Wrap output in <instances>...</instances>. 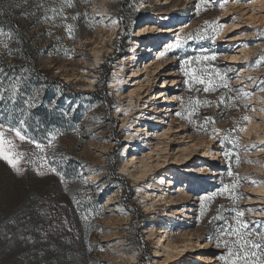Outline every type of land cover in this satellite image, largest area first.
I'll return each instance as SVG.
<instances>
[{
  "label": "rangeland",
  "instance_id": "374dc122",
  "mask_svg": "<svg viewBox=\"0 0 264 264\" xmlns=\"http://www.w3.org/2000/svg\"><path fill=\"white\" fill-rule=\"evenodd\" d=\"M121 1L74 0L75 6L65 7L64 15L79 13L78 20L57 17L47 22L41 19L44 9L60 8L55 0H43V9L37 8L40 0L16 2L13 14L24 27L40 68L73 92H100L101 81L107 78V95H102L103 102L82 93L57 102L61 109L71 110L73 125L57 136L55 152L58 158H72L77 175L62 184L56 175L38 176L32 166L24 165L25 174L17 176L0 160V208L17 203L25 186L57 183L71 195L88 187L93 196L101 197L102 212L94 220L98 228L90 238L93 251L87 261L222 264L217 259L221 249L208 238L215 234L214 226L233 217V209L243 210L245 219L258 227L264 218V91L258 87L264 80V64H255L264 55V0H227L223 7L217 0L214 5L201 3L199 11L198 0H125L126 7L133 6L126 18H130L127 32L116 17ZM21 12L30 14L22 18ZM218 18L223 27L215 43L188 40L166 58H156L167 43L175 42L176 33L195 35L206 28L205 21ZM66 23L74 25L71 38ZM140 29L149 31L139 34ZM123 42L124 52L106 72ZM201 49L203 54L216 55L211 62L215 67L234 70L229 73L231 92L218 88L197 93L203 86L189 90L185 85L180 60L201 55ZM241 88L247 96L229 99L237 97ZM222 95L225 103L219 102ZM177 97L184 100L185 116L191 110L190 98L211 103L199 107L192 116L196 123H190L175 115L182 110ZM205 117L213 122L201 127ZM213 128L221 135L233 128L244 130L231 133L237 138L235 145L228 141L222 145L212 138ZM17 144L20 151H35L33 145ZM227 150L231 158L223 156ZM81 174L88 183L78 178ZM170 176L174 186L167 187L164 180ZM234 180L232 195L205 201L202 212L201 197ZM254 199L260 202L249 203ZM218 215L221 219L210 225ZM197 255L204 260L198 261Z\"/></svg>",
  "mask_w": 264,
  "mask_h": 264
},
{
  "label": "snow or ice",
  "instance_id": "6c2138e0",
  "mask_svg": "<svg viewBox=\"0 0 264 264\" xmlns=\"http://www.w3.org/2000/svg\"><path fill=\"white\" fill-rule=\"evenodd\" d=\"M55 2L60 4L59 10L56 8L44 9L45 14L41 17L45 22L49 20H55L59 17L62 21H67L71 19L76 21L79 19L80 14L77 13L71 17L64 15V8L74 7V0H55ZM217 0H198L197 9L200 10L201 3L214 5ZM227 0H222L220 2V7L224 6ZM18 5H12L13 8ZM37 8L43 9L44 3L43 0L37 4ZM139 9H137L138 11ZM2 11V10H0ZM52 12L53 15L49 16L47 13ZM29 12H21L19 15L22 18H27ZM31 14H35L33 11ZM7 15V13H4ZM87 18V13H85ZM113 24H116V20L111 21ZM206 28L197 32L195 35L189 34L187 37L181 36L179 33L175 34V42L167 43L163 50L158 52L157 59L166 58L167 54L171 53L174 49H181L185 46L188 40L192 39H209L215 43L216 36L219 34V29L223 27L219 23V18L215 22L205 21ZM55 26V25H53ZM19 28L18 25L14 26ZM66 33L71 36L74 33V25L72 23H66L65 25ZM149 30L144 29V32L147 33ZM0 36H8L10 39L14 38L11 32H4L3 28L0 27ZM3 47L8 48V44L4 43ZM201 55L196 57H187L180 60V64L183 68V74L187 79L184 83L188 86L189 90L192 89L194 85H201V88H197L196 92L199 93L201 90L205 93L216 91L218 88L227 89L231 92L233 89L230 87L229 73L234 70L231 68L222 71L219 67H215L211 62L216 60L215 54H203L204 49H201ZM202 64V68H193V64ZM255 64H264V55L259 56L255 60ZM8 68L13 70V74L9 75L4 71V66L0 65V160H3L8 164V166L13 170L17 176H22L26 172L24 165L32 166V170L38 176H45L47 174H53L59 177L62 184L67 183V175L62 171L58 165L63 164L65 161L72 159L71 157L64 156L58 158L55 152L56 148V138L60 135L58 130H50L47 133V142L44 143L41 140L37 139L35 136L29 134L28 122L25 117L29 116V110L34 109L38 106V99L41 95V89H33L29 91L28 78L23 75L26 71L24 68H20V75L15 74V65H8ZM239 75L237 71L235 73ZM250 81L251 77L248 78ZM5 82L7 84L5 85ZM120 81H118L119 83ZM260 91H264V80H261L260 85H258ZM27 94V98H25ZM247 96L248 92L244 91L243 88L238 90V95L235 98L229 97V99H237L240 96ZM176 99L181 101V111L175 112V115L180 118L187 119L190 123H196L192 120L193 114H195L199 107L210 105V101L204 100L201 101L197 98H190L188 101V106L191 109L187 116L184 114V100L182 97H177ZM11 101V106L8 105V102ZM23 103L24 108L17 109L16 104L18 102ZM220 103H225L224 96L222 95L219 100ZM117 112L121 110L116 109ZM255 110V109H253ZM17 113L19 116L17 117ZM126 115L127 112H124ZM64 116H68V112L62 113ZM245 121L250 119L249 116L245 115L243 117ZM213 122V118L205 117L204 123L201 127H206L209 123ZM237 130L243 131V128H233L230 132H225L221 135V130L217 128L212 129L213 139H218L219 142L223 145L226 141L235 145L237 143V138L232 136L231 133L236 132ZM17 141L21 143H27L33 145L35 151L32 153H27L25 151L18 150ZM264 143V142H262ZM225 158H231V150L223 152ZM228 176L232 177L233 172L231 169L228 170ZM83 180V183H88L87 180L83 179L82 174L78 177ZM236 187V182L232 184H223L216 192L211 195H205L201 197L200 203L202 206L205 201L211 200L216 195H232L234 188ZM139 191V189H137ZM232 198L238 199V197L232 196ZM73 202L79 206L80 201L76 200L73 197ZM233 217L225 218L222 225L214 226V235H209L208 238L215 240V246L217 249H221L217 259L222 262V264H264V218L259 222V227L257 222L245 219V214L243 210L236 211ZM264 211V209H261ZM39 214L41 216H47L51 219V214L40 210ZM31 215L29 212L23 210L20 211L18 216L9 218L4 222L3 229H0V234L3 235L10 243H15L16 241L22 242L25 246L32 245L31 249V259L32 264H49V261L45 258L46 248H36V244H46L48 241L49 233L52 232L57 224L51 223L48 226L47 230H44L42 225H34L29 223L31 221ZM87 219V216L84 217ZM221 217L218 215L209 221L210 225H214V222L220 220ZM64 224L67 225V221H64ZM9 225L16 228V232L9 230ZM20 225H24L21 227ZM27 233V234H25ZM32 233H38L40 239L38 240Z\"/></svg>",
  "mask_w": 264,
  "mask_h": 264
},
{
  "label": "trees",
  "instance_id": "16d2710c",
  "mask_svg": "<svg viewBox=\"0 0 264 264\" xmlns=\"http://www.w3.org/2000/svg\"><path fill=\"white\" fill-rule=\"evenodd\" d=\"M18 0H0V27L4 32H11L14 38L8 36H0V46L2 54L0 55V65L4 66V71L9 75L13 74V70L8 65H15V74L20 75V68L26 69L23 73L28 78L30 85L29 91L33 89H41V95L38 99V106L29 110V116L25 117L28 122L29 134L35 136L42 142H47V133L50 130H58L60 135L66 134L71 130L73 125V117L71 110L61 109L58 106V100L62 97L72 99L79 93L88 95L99 102L104 101L107 95L105 84L107 78L101 81L100 92H73L68 84L62 80L53 78L44 72L37 61L36 55L31 48L24 27L20 24L19 18L13 14L12 5H16ZM133 6L126 7L125 0H122L116 12L117 20L122 24L123 30L129 29V19L127 15L131 13ZM7 13V15H4ZM129 16V15H128ZM18 25L19 28L14 26ZM7 43L8 48L5 49L3 44ZM119 52L116 59L110 60L111 64L117 60L124 52V42L118 47ZM7 82H5V85ZM27 98V94L25 96ZM9 101L8 105L11 106ZM17 109L24 108L22 101L16 104ZM70 113L68 116L62 113ZM17 117L19 113L16 114ZM58 167L67 175V180L77 175L76 165L72 160H67ZM86 191H78L66 194L60 185L53 183L43 187L25 186L23 192H18L20 200L17 203L8 205L7 208H0V229H3L4 222L9 218L18 216L20 211L29 212L31 221L34 225H42L44 230L48 229L49 224L58 225L49 233L46 244H36V248H46L45 258L49 264H96L94 260H88L91 257L93 249L89 246L90 238L97 225L94 224L101 212V197L93 196L91 188H85ZM73 197L80 201L79 206L73 202ZM58 207L56 210L54 207ZM40 210L51 214V219L47 216H41ZM87 216L85 220L84 217ZM67 221V225L64 221ZM23 227L24 225H20ZM9 230L16 232V228L9 225ZM27 234V233H25ZM38 240V233H32ZM89 246V248H88ZM32 245L25 246L22 242L16 241L10 243L0 234V264H32L31 249ZM92 248H94L91 245Z\"/></svg>",
  "mask_w": 264,
  "mask_h": 264
},
{
  "label": "bare ground",
  "instance_id": "6f19581e",
  "mask_svg": "<svg viewBox=\"0 0 264 264\" xmlns=\"http://www.w3.org/2000/svg\"><path fill=\"white\" fill-rule=\"evenodd\" d=\"M176 30H178V27H177V26L174 27V31H176ZM147 33H148V32H147ZM139 34H145L144 29H140V30H139ZM167 100H168V99H167ZM143 131H144V130H143ZM166 181H167V184H166L165 186H167V187H171V186L173 185L174 179H172V176H170V179H168V180L165 179V180H164V182H166ZM173 186H174V185H173ZM250 202H251V203L260 202V199H259V200H255V199H254L253 201H252V200L249 201V203H250ZM196 258H197L198 261H202V260H204V259L202 258V255H197Z\"/></svg>",
  "mask_w": 264,
  "mask_h": 264
}]
</instances>
